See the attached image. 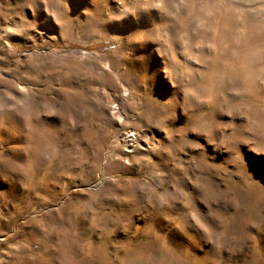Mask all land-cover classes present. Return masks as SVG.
Wrapping results in <instances>:
<instances>
[{
  "label": "rangeland",
  "instance_id": "1",
  "mask_svg": "<svg viewBox=\"0 0 264 264\" xmlns=\"http://www.w3.org/2000/svg\"><path fill=\"white\" fill-rule=\"evenodd\" d=\"M0 264H264V0H0Z\"/></svg>",
  "mask_w": 264,
  "mask_h": 264
},
{
  "label": "trees",
  "instance_id": "2",
  "mask_svg": "<svg viewBox=\"0 0 264 264\" xmlns=\"http://www.w3.org/2000/svg\"><path fill=\"white\" fill-rule=\"evenodd\" d=\"M96 50L98 51H102V52H105V51H109V46L107 45V43H103V44H97L96 46H94Z\"/></svg>",
  "mask_w": 264,
  "mask_h": 264
}]
</instances>
